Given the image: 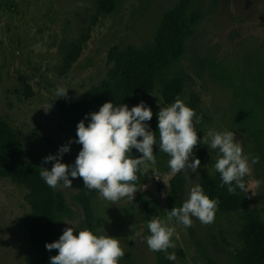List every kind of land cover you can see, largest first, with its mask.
Returning <instances> with one entry per match:
<instances>
[{"label": "rangeland", "instance_id": "374dc122", "mask_svg": "<svg viewBox=\"0 0 264 264\" xmlns=\"http://www.w3.org/2000/svg\"><path fill=\"white\" fill-rule=\"evenodd\" d=\"M177 2L116 0L113 12L103 13L98 10V0H0V120L14 130L22 163L51 170L52 162L45 164L43 158L74 141L57 111L56 90L64 87L67 99L81 101L113 64L108 53L128 45H151L163 14ZM191 12L202 18L185 41V54L163 77L182 80L179 99L201 117L195 125L198 140L204 137L210 142V130L235 134L249 156L248 208H264V183H258L264 181V0H191ZM151 98L161 108L170 106L162 99L159 81ZM200 148L215 163L221 156L218 149L198 143L194 157ZM157 150L156 163L149 162L147 168L142 165L144 185L131 202L127 197L108 201L92 189L90 230L120 240L125 256L119 264H156L146 243L148 234L137 195L157 201V218L166 221L169 211L189 198L199 174L215 166L200 165L195 173L182 171L184 181L178 189L172 184L176 174L165 171L169 155L158 146ZM78 152L71 143L61 162L74 164ZM251 157H258V163L251 165ZM69 179L71 188H54L74 211L72 219L60 222V235L67 227L77 232L87 228L84 213L74 200L78 177ZM27 193L24 186L0 178V264H25L29 241L22 223L29 213ZM192 220L188 228L175 218L171 221L170 226L176 228L171 238L175 247L165 253L175 254L173 263L236 264L239 216L219 214L211 224L195 217ZM57 254L55 250L52 255Z\"/></svg>", "mask_w": 264, "mask_h": 264}, {"label": "trees", "instance_id": "16d2710c", "mask_svg": "<svg viewBox=\"0 0 264 264\" xmlns=\"http://www.w3.org/2000/svg\"><path fill=\"white\" fill-rule=\"evenodd\" d=\"M116 0H98V10L103 13H112ZM191 0H178L177 4L165 12L160 20L158 29L151 45L145 48L126 46L121 51L112 49L108 59L113 63L106 72L103 80L92 86L81 101L73 102L67 98L57 99L56 108L63 123L70 130L73 140L77 139L76 127L82 119L87 126L90 116L105 102H112L114 106L127 105L129 109L143 101L152 111L153 117L147 123L152 131L156 132L157 145L153 146V153L157 154L159 132L157 115L161 107L155 103L151 94L159 81L164 103L171 105L180 97L182 80L180 78H164L163 74L179 61L185 54V41L193 33L194 26L202 18L196 12L188 13ZM83 40H85L83 38ZM80 46L77 47V53ZM139 139V138H138ZM75 143V142H74ZM80 151L82 145L75 143ZM21 147L13 129L3 120H0V178H8L14 184L24 186L28 193L26 201L29 213L24 218L22 227L28 236L29 248L24 257L25 264H48L56 249L48 251L46 243L57 241L60 236L59 225L63 219H72L74 211L67 203L60 191L50 188L41 178L42 166L37 163L24 164L19 156ZM134 158L142 154L133 149ZM222 155V154H221ZM195 158L206 167L214 166L205 149L200 148ZM169 165L165 171H170ZM135 186L144 185L142 165L137 173ZM245 189L236 188L234 194L228 192V185L223 184L221 174L212 170H203L198 177L204 194L210 199L219 201L216 215L236 213L240 219L238 230L239 247L234 250L236 264H264V208H248L250 200L246 190V175L243 177ZM184 181L183 172L176 173L172 184L181 188ZM78 192L74 200L81 207L87 229L92 225V201L94 191L84 187L82 178L77 179ZM233 186L235 183L233 182ZM141 205L144 224L148 236L150 231L147 224L157 218L160 207L152 198L137 195ZM78 232L74 230V235ZM58 252V250H56ZM156 264H174L166 258L164 251L154 252Z\"/></svg>", "mask_w": 264, "mask_h": 264}, {"label": "clouds", "instance_id": "9594fccd", "mask_svg": "<svg viewBox=\"0 0 264 264\" xmlns=\"http://www.w3.org/2000/svg\"><path fill=\"white\" fill-rule=\"evenodd\" d=\"M67 90L58 88L56 96L67 98ZM50 108L48 104L47 110ZM88 116L87 126L83 119L78 122L75 141L69 140L59 147L55 155L43 158V163L52 162V167L51 170L42 167L40 176L50 188L61 185L71 188L69 176L73 179L79 177L84 187L97 190L108 201L116 202L127 197L131 202L134 193L139 190L135 186L139 167L144 165L147 168L149 162L156 163L153 153V146L157 145L156 132L147 123L153 113L143 101L131 109L124 104L114 106L112 102H105L98 111L87 114L85 119ZM157 119L159 151L169 155L168 164L173 174L188 170L195 173L201 162L194 157L193 150L198 143L206 144L222 154L215 163V169L221 174L223 184L229 186L228 192L234 194L236 188L245 189L243 177L250 169L249 156L243 152L232 131L210 130V142L204 137L198 140L195 125L199 124L201 117L196 116L195 111L179 98L170 106L161 108ZM73 142L82 145L74 164L62 163L63 155L70 151ZM133 149L142 155L134 158L131 154ZM256 163L258 157H251V165ZM218 204V200L210 199L204 194L202 186L194 182L189 198L181 207H173L166 221L153 218L148 222L150 235L146 243L149 249L166 252L168 248L175 247L171 238L176 228L170 226L173 218L185 228L192 226V217L203 224L213 223ZM45 248L48 251L58 250L57 255L49 258L50 264H119L125 256L118 238L103 233L97 235L87 228L74 235V228L67 227L57 241L46 243ZM166 258L176 259L174 253L167 254Z\"/></svg>", "mask_w": 264, "mask_h": 264}]
</instances>
